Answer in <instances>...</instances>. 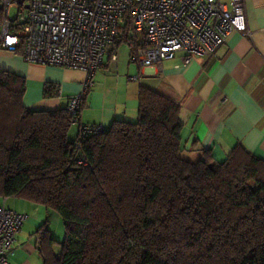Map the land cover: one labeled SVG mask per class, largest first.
<instances>
[{
  "label": "trees",
  "instance_id": "trees-1",
  "mask_svg": "<svg viewBox=\"0 0 264 264\" xmlns=\"http://www.w3.org/2000/svg\"><path fill=\"white\" fill-rule=\"evenodd\" d=\"M25 89L0 70V197L59 215L62 243L37 230L42 264H264V159L242 145L222 161L183 158L180 106L146 88L135 121L76 151L66 105L27 109Z\"/></svg>",
  "mask_w": 264,
  "mask_h": 264
},
{
  "label": "crops",
  "instance_id": "crops-1",
  "mask_svg": "<svg viewBox=\"0 0 264 264\" xmlns=\"http://www.w3.org/2000/svg\"><path fill=\"white\" fill-rule=\"evenodd\" d=\"M243 7L247 32L232 31L214 54L192 55L188 63H183L184 54L179 52L160 67L139 65L130 61L129 45L122 47L123 41L119 42L116 61L105 57L92 79L83 100L82 121L106 127L115 120L135 121L139 90L146 88L180 106L183 158L196 161L201 150L210 149L222 161L242 145L264 159V0H243ZM0 70L25 78L23 105L30 110L64 107L69 96L81 91L85 78L79 69L28 63L6 50H0ZM72 127L74 138L76 126ZM21 199L0 202L27 214L8 258L12 264H42L36 237L44 220L30 217L27 211L38 208ZM47 230L58 241L52 228ZM57 247H53L56 255Z\"/></svg>",
  "mask_w": 264,
  "mask_h": 264
},
{
  "label": "built area",
  "instance_id": "built-area-1",
  "mask_svg": "<svg viewBox=\"0 0 264 264\" xmlns=\"http://www.w3.org/2000/svg\"><path fill=\"white\" fill-rule=\"evenodd\" d=\"M232 31L247 32L243 0H0V50L85 73L81 91L66 103L76 151L87 136L105 130L82 121L83 100L104 58L116 61L122 39L131 62L160 67L179 52L183 63L212 55ZM87 163L79 154L76 164ZM26 217L0 204V264H12L8 255Z\"/></svg>",
  "mask_w": 264,
  "mask_h": 264
},
{
  "label": "rangeland",
  "instance_id": "rangeland-1",
  "mask_svg": "<svg viewBox=\"0 0 264 264\" xmlns=\"http://www.w3.org/2000/svg\"><path fill=\"white\" fill-rule=\"evenodd\" d=\"M14 10L12 9L11 10V13L13 14ZM126 45H128L127 43L123 42L122 44V47H125ZM72 131H73V127L71 126V129L69 131V135L72 134ZM4 199H7V198H3V197H0V202H2ZM9 201L8 203L10 204L12 201L14 200H7ZM23 203H29V201H26V200H22ZM31 203V202H30ZM31 205H34L38 208V210H34L33 213H31L29 210L27 211L28 215L31 217V216H37L39 215L40 218H43L44 220V223H46V227H51L52 228V236H54L56 239H58V241L60 243L63 242L64 240V229H63V225H62V221L59 217V215L54 212L53 210H49L47 209V212H45L46 208L42 205H39V204H35V203H31ZM59 228V233L57 231V228ZM59 236V237H58ZM59 247V248H58ZM58 251L60 252L61 250V246H58ZM56 250V249H55Z\"/></svg>",
  "mask_w": 264,
  "mask_h": 264
},
{
  "label": "water",
  "instance_id": "water-1",
  "mask_svg": "<svg viewBox=\"0 0 264 264\" xmlns=\"http://www.w3.org/2000/svg\"><path fill=\"white\" fill-rule=\"evenodd\" d=\"M23 0H19V2H22Z\"/></svg>",
  "mask_w": 264,
  "mask_h": 264
}]
</instances>
